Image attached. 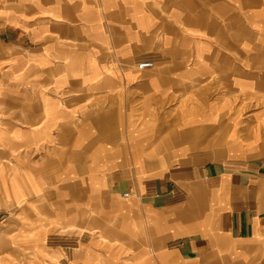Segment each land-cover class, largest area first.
Here are the masks:
<instances>
[{
    "label": "crops",
    "instance_id": "0c3cea01",
    "mask_svg": "<svg viewBox=\"0 0 264 264\" xmlns=\"http://www.w3.org/2000/svg\"><path fill=\"white\" fill-rule=\"evenodd\" d=\"M0 264H264V0H0Z\"/></svg>",
    "mask_w": 264,
    "mask_h": 264
},
{
    "label": "built area",
    "instance_id": "2783aa9c",
    "mask_svg": "<svg viewBox=\"0 0 264 264\" xmlns=\"http://www.w3.org/2000/svg\"><path fill=\"white\" fill-rule=\"evenodd\" d=\"M153 65H154V62L152 60H144L138 63L139 68L152 67Z\"/></svg>",
    "mask_w": 264,
    "mask_h": 264
}]
</instances>
